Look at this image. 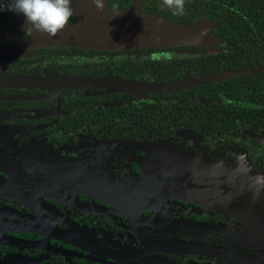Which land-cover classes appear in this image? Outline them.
<instances>
[{"label":"flooded vegetation","instance_id":"af4514ba","mask_svg":"<svg viewBox=\"0 0 264 264\" xmlns=\"http://www.w3.org/2000/svg\"><path fill=\"white\" fill-rule=\"evenodd\" d=\"M72 5L66 41L25 40L20 14L0 11V264H231L212 236L264 264L249 250L257 230L179 178L197 157L264 176V46L230 44L228 22L193 4L181 16L162 0H104L105 16ZM133 6L189 36L108 26ZM148 153L166 165L145 173Z\"/></svg>","mask_w":264,"mask_h":264},{"label":"water","instance_id":"95a60500","mask_svg":"<svg viewBox=\"0 0 264 264\" xmlns=\"http://www.w3.org/2000/svg\"><path fill=\"white\" fill-rule=\"evenodd\" d=\"M238 72V71H237ZM236 72H233V74ZM202 159V157H200ZM196 163L197 172L194 176H182L181 182H186V186L192 187V192H197L196 198L202 197L204 201L213 204V207L218 211H226L229 214L244 217L250 224L248 232L257 230V239H264V228L262 226L263 220L258 219L255 221L256 228H253L254 214L247 208L249 202L253 199V206L255 209L261 207L264 211V189H260L257 193L256 186H248L254 184L256 175L247 174L242 172L240 168H233L226 166L220 162H200L197 157ZM202 161V160H201ZM191 178L189 182L186 180ZM185 180V181H183ZM260 200L256 202V198ZM213 199V202L210 200ZM247 207V208H246ZM247 214L248 216H245Z\"/></svg>","mask_w":264,"mask_h":264},{"label":"rangeland","instance_id":"374dc122","mask_svg":"<svg viewBox=\"0 0 264 264\" xmlns=\"http://www.w3.org/2000/svg\"><path fill=\"white\" fill-rule=\"evenodd\" d=\"M72 3L77 4L78 6L79 5H84V6L87 5L86 11L88 13H91L90 10L93 8L94 13L100 14L101 10L97 9L95 4L93 3V0H72ZM73 9L75 12L74 7H73ZM102 12H103V16H105L108 11L105 10V8H104L101 11V14H102ZM111 14L114 16L115 20L113 23L108 25L109 27H112V29H118V30L133 32V33H135L133 35H136V36H139V35L141 36V32L143 30H146L148 32V34H150L152 36H153V33L158 34L159 35V36H157L158 39L167 38V34L168 35L173 34L176 37H184V38L188 37L190 34V28H188V27L177 24L174 21H170V20H167L164 18H160L158 16H152L150 14H145V13L140 14L135 9L134 6L132 7L131 12L128 15H123L122 12H120V11L119 12L111 11ZM135 19H136V21H134ZM19 20H22L24 24L26 23L25 17L22 14H20ZM24 24H22V25H24ZM161 32H163V33H161ZM41 35L42 34L39 32H34L31 36H26L25 40H27V39H31L34 41L39 40ZM65 36H66L65 33H60L53 38H56V39L61 40V41H66ZM141 37H143V36H141ZM139 40H141V38ZM49 41L52 42L51 38H49ZM137 41L138 40L136 39V40L131 41V42H134V44H138ZM159 146L169 147L168 145H163V144L159 145ZM153 154H155L158 157L160 156V155H157L156 153H153ZM153 154L148 153L147 157L142 158L141 167L143 169L146 168L145 173H149L154 167L157 166L158 163H160L159 168L162 165H164V166L166 165V161L162 156H161L162 159L160 161H156V160H154ZM226 236H228L227 233H226ZM235 237L233 238V240L235 239L234 240L235 242H237V240L243 241L239 238L246 239L247 241L251 240V238H248L247 236L240 234V233H239V236L237 235ZM211 239L213 242L211 245L213 246V248L217 249V250H215L216 254H219L220 252L231 254V256H228V258L231 261V264H232V262L234 264H250L251 263V260H249V256H250L249 254L237 253L236 255H234V254H232V252H230L226 249H223L221 247L219 248L220 245H216L217 243H219L221 241V240L219 241L220 237L212 236ZM208 241L209 240H207V242ZM221 243L225 244L226 242L222 241ZM211 245H207L206 247L207 248L209 247V249H211ZM245 247H248V246L247 245L242 246L239 244L236 245V248H238V249L239 248H245ZM253 249L256 251H259L261 253H264V240H260L259 242H256L255 244L250 243L249 250H253ZM211 256L217 257L218 255L212 254V251H211ZM223 260H225V259H223Z\"/></svg>","mask_w":264,"mask_h":264},{"label":"clouds","instance_id":"9594fccd","mask_svg":"<svg viewBox=\"0 0 264 264\" xmlns=\"http://www.w3.org/2000/svg\"><path fill=\"white\" fill-rule=\"evenodd\" d=\"M98 10L104 9V0H93ZM162 6L172 11L173 15L181 16L185 13V0H162ZM14 11L25 17V35L31 36L34 32L44 33L55 37L68 26L75 14L72 0H12L11 6L0 8V11ZM154 59H171L170 53L153 55ZM257 193L264 189V176L254 178Z\"/></svg>","mask_w":264,"mask_h":264},{"label":"trees","instance_id":"16d2710c","mask_svg":"<svg viewBox=\"0 0 264 264\" xmlns=\"http://www.w3.org/2000/svg\"><path fill=\"white\" fill-rule=\"evenodd\" d=\"M185 4H193L198 14H211L218 22L226 20L230 44L264 46V0H185Z\"/></svg>","mask_w":264,"mask_h":264}]
</instances>
